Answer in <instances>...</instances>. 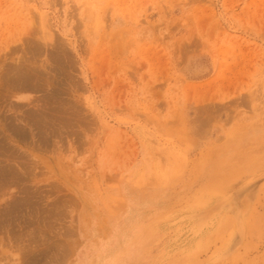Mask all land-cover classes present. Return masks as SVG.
I'll return each mask as SVG.
<instances>
[{
	"label": "rangeland",
	"instance_id": "obj_1",
	"mask_svg": "<svg viewBox=\"0 0 264 264\" xmlns=\"http://www.w3.org/2000/svg\"><path fill=\"white\" fill-rule=\"evenodd\" d=\"M0 219V264H264V0H0Z\"/></svg>",
	"mask_w": 264,
	"mask_h": 264
},
{
	"label": "bare ground",
	"instance_id": "obj_2",
	"mask_svg": "<svg viewBox=\"0 0 264 264\" xmlns=\"http://www.w3.org/2000/svg\"><path fill=\"white\" fill-rule=\"evenodd\" d=\"M23 40H24V39H23ZM32 40H33V39H32ZM52 40H53V39H52ZM56 40H57V39H56ZM33 44H34V43H33ZM26 45H27V44H26ZM37 45H38V44H37ZM35 46H36V45H35ZM60 52H61V51H60ZM52 55H53V54H52ZM56 55H57V54H56ZM67 58H68V57H67ZM34 62H35V61H34ZM6 65H7V64H6ZM26 65H27V64H26ZM5 67H6V66H5ZM33 67H34V66H33ZM33 67H32V68H33ZM5 69H6V68H5ZM17 69H18V68H17ZM17 69H16V70H17ZM29 69H30V68H29ZM29 69H28V70H29ZM33 69H34V68H33ZM33 69H32V70H33ZM19 70H20V69H19ZM19 70H18V71H19ZM21 71H22V70H21ZM29 71H30V70H29ZM12 72H13V71H12ZM32 72H33V71H32ZM32 72H31V73H32ZM14 73H15V72H14ZM17 73H18V72H17ZM17 73H15V74H17ZM35 73H36V72H35ZM19 74H20V75H19ZM26 74H27V76H26ZM26 74H24V71H23V73H22V72H19V73L17 74V76H16V75H15V76L13 75V76H14V78H15V77H18V78H21V79H22V78H26V77H27V79H28L29 74H28V73H26ZM35 75H36V74H35ZM9 76H10V75H9ZM11 76H12V75H11ZM11 76H10V78L13 77V76H12V77H11ZM23 76H24V77H23ZM33 76H34V75H33ZM34 77H36V76H34ZM14 78L10 79V82L12 81V82H16V83H14V84H17V83H18V84H21V82H20V83L18 82V81H20L19 79H18V81H13V80H16V79H17V78H16V79H14ZM29 78H30V77H29ZM34 79H35V78H34ZM34 79H32V80H34ZM30 80H31V78H30L29 80H27V82H26V80H24V83H23V80H22V83H23L24 85H25V82L28 84V83L30 82ZM28 81H29V82H28ZM35 81H37V80H35ZM34 83L37 84V82H33V81H32V84H33V85H32V84L30 85V83H29L28 85H30V87H32V86H35ZM12 84H13V83H12ZM18 84H17V85H18ZM23 84H22V85H23ZM37 85H38V84H37ZM13 86H15V85H13ZM28 87H29V86H28ZM2 94H3V93H2ZM54 101H55V100H54ZM217 103H218V102H217ZM18 108H19V107H18ZM76 108H77V107H76ZM23 113H24V112H23ZM230 115H231V114H230ZM25 116H26V114H25ZM61 118H62V117H61ZM16 128H17V127H16ZM16 130H17V129H16ZM262 173H263V172H262ZM259 174H260V173H259ZM259 174H258V175H259ZM258 175H255V177L257 176V178H258ZM260 175H261V174H260ZM260 175H259V176H260ZM255 177H254V178H255ZM252 180H253V177H252ZM257 181H258V180H257ZM259 181H260V180H259ZM256 183H257V182H256ZM254 185H255V184H254ZM244 186H246V185H244ZM242 188H243V187H242ZM251 188H253V187H251ZM247 190H248V188H247ZM248 191H249V190H248ZM232 196H233V195H232ZM230 198H231V197H230ZM241 198H242V197H241ZM239 200H240V199H239ZM230 203H231V201H230ZM234 206H235V205H234ZM230 211H231V210H230ZM235 213H236V212H235ZM238 214H239V213H238ZM236 215H237V214H236ZM2 217H3V216H2ZM4 217H5V216H4ZM24 217H25V216H24ZM239 218H240V217H239ZM4 219H5V218H4ZM0 220H1V219H0ZM1 221H2V220H1ZM239 224H240V223H239ZM239 224H238V225H239ZM244 224H245V223H244ZM192 225H193V224H192ZM239 226H240V225H239ZM241 226H243V225H241ZM241 226H240V227H241ZM240 227H239V229H240ZM241 229L244 230L243 227H241ZM241 229H240V230H241ZM234 242H235V241H234ZM239 243H240V242H239ZM235 244H236V243H235ZM209 263H210V262H209ZM211 263H212V262H211Z\"/></svg>",
	"mask_w": 264,
	"mask_h": 264
},
{
	"label": "clouds",
	"instance_id": "obj_3",
	"mask_svg": "<svg viewBox=\"0 0 264 264\" xmlns=\"http://www.w3.org/2000/svg\"><path fill=\"white\" fill-rule=\"evenodd\" d=\"M109 247H110L109 243L102 242L101 247H100L101 254L103 255L108 250ZM102 264H115V261H113V260H105V261L102 262Z\"/></svg>",
	"mask_w": 264,
	"mask_h": 264
}]
</instances>
